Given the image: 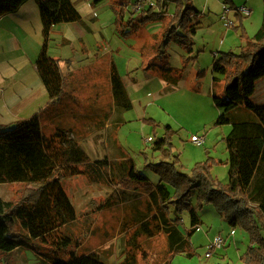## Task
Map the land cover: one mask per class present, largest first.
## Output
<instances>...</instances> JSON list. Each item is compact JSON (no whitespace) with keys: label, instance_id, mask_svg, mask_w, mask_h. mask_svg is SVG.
Wrapping results in <instances>:
<instances>
[{"label":"rangeland","instance_id":"374dc122","mask_svg":"<svg viewBox=\"0 0 264 264\" xmlns=\"http://www.w3.org/2000/svg\"><path fill=\"white\" fill-rule=\"evenodd\" d=\"M71 1L81 21L53 25L47 41V53L59 61L64 78L61 98L52 102L42 89L35 68L44 38L34 0H30L34 14L29 11L26 23L5 31L0 20V124L13 123L19 113L27 115L21 102L26 98L25 87L38 94L43 92L39 106L34 107L42 134L51 136L60 127L78 142L90 161L107 158L115 164V169L105 171L101 182L84 174L63 182L77 212L69 231L81 240L78 252L94 253L105 264H123L129 258L134 264H163L169 257L166 236L163 232L153 236L139 233L135 218L148 212V199L134 185L122 183L123 167L116 164L122 160L120 150L154 183L158 176L145 166L148 162L176 161L181 172L191 174L196 163L207 157L219 161L210 169V181L226 183L228 153L224 137L230 126L215 125L226 100L223 79L215 83L212 80V59L214 54L240 52L262 22L264 1L192 0L198 15L193 20L197 32L191 53L177 41L163 38L166 19L175 6L172 0H147L153 11H159L158 2L165 3L166 14L146 22L139 18L150 9L132 11L130 0L125 4L120 0ZM242 5L251 9L249 16L236 13ZM224 6L229 8L227 17L233 26L221 19ZM120 10L124 12L121 26L117 13ZM113 67L132 102L117 128L109 125L113 119H107L112 114ZM251 101L264 104V79L258 82ZM167 125L173 130L168 133L169 156L151 147L155 139L166 134ZM191 134L202 138V144H193ZM148 137L153 140L148 141ZM22 189L20 184H0V196L16 199ZM123 190L135 197L96 209L107 197ZM191 200L201 221L200 230L189 237L194 254H176L172 263L241 264L240 256L248 245L247 233L236 227L230 235L231 227L219 206L196 199L195 194ZM179 216V228L184 232L190 227L189 214L183 211ZM216 235L225 238V243L205 257L204 252ZM34 248L39 254L21 248L0 259V264H47L45 254L52 247L36 242Z\"/></svg>","mask_w":264,"mask_h":264},{"label":"trees","instance_id":"16d2710c","mask_svg":"<svg viewBox=\"0 0 264 264\" xmlns=\"http://www.w3.org/2000/svg\"><path fill=\"white\" fill-rule=\"evenodd\" d=\"M26 1L0 0V16L17 11ZM34 1L44 38L35 68L49 100L54 101L62 95L64 78L59 61L47 53L48 36L53 25L81 21V15L71 0ZM172 1L175 6L166 19L163 38L177 41L191 53L197 32V23L193 20L198 11L192 0ZM120 2L125 4L128 0ZM164 5L158 2L159 11L150 9L140 21L162 17L166 14ZM117 13L121 26L124 12ZM212 72L214 83L223 79L226 100L215 125L230 126L224 137L228 153L225 184L210 181L212 165L219 164L211 157L196 163L191 174L181 172L176 161L148 162L145 166L158 176L155 183L121 150L122 160L116 164L123 167L122 183L134 185L147 196L148 212L135 218L139 233L153 236L163 232L166 236L169 257L163 264H173L172 257L176 254L188 257L194 254L189 237L201 222L192 204L194 194L196 199L219 206L231 230L239 227L247 233L248 245L240 256L241 264H264V104L251 101L258 82L264 79V8L259 28L239 53L214 54ZM111 92L112 119L117 128L124 121V113L132 108V102L114 68ZM165 131L151 147L169 156L168 133L173 130L167 125ZM114 166L107 158L90 161L78 142L60 127L51 136H44L37 113L13 124H0V184L23 187L16 199L5 200L0 196V259L21 248H29L33 253L35 243L40 242L52 247L45 254L47 264H105L94 253L78 252L81 240L69 231L77 212L63 182L83 174L94 182H101L105 171L115 169ZM134 197L135 194L123 190L107 197L96 209L109 208ZM183 211L188 212L190 224L184 232L179 228L182 222L179 214ZM123 264H134V260L126 259Z\"/></svg>","mask_w":264,"mask_h":264},{"label":"crops","instance_id":"0c3cea01","mask_svg":"<svg viewBox=\"0 0 264 264\" xmlns=\"http://www.w3.org/2000/svg\"><path fill=\"white\" fill-rule=\"evenodd\" d=\"M35 2V1H34ZM31 2H30V0H27L23 5H21L20 7H19V9L17 10V11H15V12H13V13H7V14H4V15H2V16H0V20H2L3 21V29L5 30V31H8V30H11L12 28H14L15 26H20L21 24H24V23H26L27 22V20H28V18L30 17L29 16V11H32V13L34 14V6L35 7H37L38 8V6H37V4L35 3V5L33 6V4H30ZM37 13V12H36ZM38 13H39V11H38ZM141 18V17H140ZM139 18V19H140ZM114 68V67H113ZM112 68V69H113ZM116 70V69H115ZM39 81H40V84L42 85V89H44V91H45V93H46V96H48L47 95V92H46V90H45V88H44V86H43V84H42V82H41V80H40V78L38 79ZM3 89V88H2ZM1 89V90H2ZM112 93V92H111ZM23 95L26 97L25 99H23V100H21V102L23 103V109H25V110H28V113H27V115H29V114H31V115H33V114H35V113H37L38 114V112H35L34 110V107L36 108V106H39V100L41 99L42 100V95H44V93L43 92H41V93H37V91H29V89H28V87H25L24 89H23ZM60 98H61V96H60ZM48 99H49V97H48ZM59 99V98H58ZM26 100V101H25ZM49 101H51V100H49ZM52 102V101H51ZM111 112H112V114H113V102H112V109H111ZM111 114V115H112ZM26 114L24 115V114H18V116H17V119H25V118H29L30 116H28V117H26L27 116ZM109 116V121L110 120H112V116ZM17 119H16V121H17ZM15 122V121H14ZM13 122V123H14ZM13 123H10V124H13ZM114 123H115V121H113V123H109V125L110 124H112V125H114ZM108 125L106 124L105 125V127H107ZM153 140V139H152ZM227 157H228V154H227ZM227 157H226V161H227ZM227 165V164H226ZM227 169H228V166H227ZM226 181H227V179H226Z\"/></svg>","mask_w":264,"mask_h":264},{"label":"built area","instance_id":"2783aa9c","mask_svg":"<svg viewBox=\"0 0 264 264\" xmlns=\"http://www.w3.org/2000/svg\"><path fill=\"white\" fill-rule=\"evenodd\" d=\"M130 5H131V8H132V11H147L149 10L150 6H152V3L151 2H147V0H130ZM229 12V8H227L226 6L223 7V13L221 15V19H223L225 21V24L227 26H233V21L228 19L227 17V14ZM236 13L242 15V16H249L251 14V9L246 7L245 5H242L238 8H236ZM216 55V54H215ZM190 141L195 144V145H201L203 140L202 138L198 137L197 135H194V134H191L190 137H189ZM148 141H152V138L151 137H148L147 138ZM197 230H200V226L198 225L197 226ZM230 235H233L234 234V230H230ZM225 242V238H223L222 236L220 235H216L213 237L211 243H210V246H209V249H207L205 252H204V256L205 257H210L211 256V253L214 249L216 248H220L223 246Z\"/></svg>","mask_w":264,"mask_h":264}]
</instances>
